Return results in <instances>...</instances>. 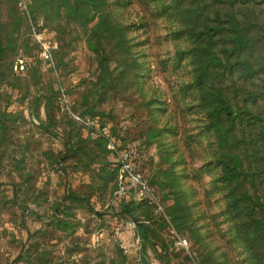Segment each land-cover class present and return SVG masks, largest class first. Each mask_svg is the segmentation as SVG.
I'll use <instances>...</instances> for the list:
<instances>
[{
    "label": "rangeland",
    "instance_id": "374dc122",
    "mask_svg": "<svg viewBox=\"0 0 264 264\" xmlns=\"http://www.w3.org/2000/svg\"><path fill=\"white\" fill-rule=\"evenodd\" d=\"M0 264H264V0H0Z\"/></svg>",
    "mask_w": 264,
    "mask_h": 264
},
{
    "label": "built area",
    "instance_id": "2783aa9c",
    "mask_svg": "<svg viewBox=\"0 0 264 264\" xmlns=\"http://www.w3.org/2000/svg\"><path fill=\"white\" fill-rule=\"evenodd\" d=\"M63 100H66V96H63ZM90 127H95L96 129H99L97 126V122L95 119L87 120L86 122ZM102 129H105V127H102ZM128 156V153H124L122 155V173L121 176H123L124 182H128V184L123 183L120 186V194L122 196H127L129 193V188L133 187L134 192L139 195H145L149 196L150 199H155L154 194L151 192L149 184L147 180L144 178V175L142 172H140L138 169H136L133 165H131L130 162L125 161L126 157ZM139 238L136 237L135 241L138 242ZM178 247L184 246V240L180 236H177L175 240Z\"/></svg>",
    "mask_w": 264,
    "mask_h": 264
},
{
    "label": "trees",
    "instance_id": "16d2710c",
    "mask_svg": "<svg viewBox=\"0 0 264 264\" xmlns=\"http://www.w3.org/2000/svg\"><path fill=\"white\" fill-rule=\"evenodd\" d=\"M207 30H212L215 34L218 33L219 31H222L220 26H218V27L208 26V27L202 29V31H206V32H207ZM213 32H209L208 34L212 35ZM216 109L217 110H223L230 123L233 121L234 113H233L232 107L229 104H227L225 102H221V104H219L216 107ZM222 168L225 169L230 174H236L237 175L240 172H242V170L239 167L229 166L227 163H223ZM140 224L142 225V223H140Z\"/></svg>",
    "mask_w": 264,
    "mask_h": 264
}]
</instances>
